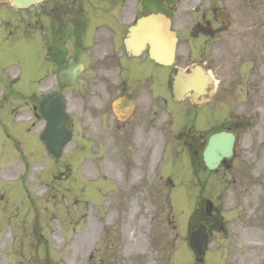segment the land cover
I'll use <instances>...</instances> for the list:
<instances>
[{
  "label": "rangeland",
  "instance_id": "rangeland-1",
  "mask_svg": "<svg viewBox=\"0 0 264 264\" xmlns=\"http://www.w3.org/2000/svg\"><path fill=\"white\" fill-rule=\"evenodd\" d=\"M198 2L182 0V16L195 18ZM261 20L260 39L251 42L256 66L254 54L237 43L235 59L215 74L214 98L226 99L216 115L221 124L234 122L237 143L227 166L212 174L203 170L199 183L187 112L166 116L164 157H152L142 181L127 173V156L107 138L102 148L82 140L97 137L82 135L79 108L72 112V142L53 159L41 139L45 123L32 120V108L26 105L16 118L32 94L39 102L51 93L27 83L45 77L44 56L26 39L0 42V75L22 83L0 94V264H264V0ZM198 200L215 207L202 262L189 247ZM86 231L88 238L74 243Z\"/></svg>",
  "mask_w": 264,
  "mask_h": 264
},
{
  "label": "flooded vegetation",
  "instance_id": "flooded-vegetation-1",
  "mask_svg": "<svg viewBox=\"0 0 264 264\" xmlns=\"http://www.w3.org/2000/svg\"><path fill=\"white\" fill-rule=\"evenodd\" d=\"M261 7L262 0H210L206 5L196 3L197 16L188 20L182 16V0H49L25 10L0 0V42L26 39L35 45L47 69L38 82L40 88L62 90L68 111L79 108L85 117L82 135L97 137L90 142L101 148L100 141L105 143L107 138L113 150L127 156L125 168L134 179L142 181L152 157L165 153L170 102L175 114L189 113L188 150L199 183L209 138L223 131L216 107L226 99L213 98L212 86L202 90L198 105L192 93L177 100L170 77L178 70L189 73L198 67L216 78L217 70L235 59L237 43L249 57L254 54L256 66L258 53L251 42L261 36ZM150 15H165L177 38L175 61L169 67L151 59L149 31L139 33L136 28L140 19ZM63 69L71 70V76L61 84L58 74ZM27 83L37 86L33 78ZM20 84L0 75V90ZM125 97H129L128 113L120 120L113 107ZM30 106L37 119L33 97ZM207 213L197 210L199 216ZM144 237L140 236L141 243L146 242Z\"/></svg>",
  "mask_w": 264,
  "mask_h": 264
},
{
  "label": "water",
  "instance_id": "water-1",
  "mask_svg": "<svg viewBox=\"0 0 264 264\" xmlns=\"http://www.w3.org/2000/svg\"><path fill=\"white\" fill-rule=\"evenodd\" d=\"M45 0H10L11 5L16 8H27L30 5L38 4ZM141 27L150 30L151 43L155 49L152 58L160 64L169 65L175 56V40L173 34L169 31V24L163 18L151 17L142 20ZM61 79H65V71L60 74ZM174 93L179 97L180 93L187 91H196L204 82V79L196 75H185L179 72L173 77ZM196 99V95L194 96ZM42 116L47 121L45 130L46 147L49 154L59 158L63 147L71 140V132L68 130L69 116L66 113L65 103L60 92L54 93L46 98L41 106ZM226 130L231 129V124L225 125ZM235 137L229 133L214 135L204 152V160L209 170H216L221 160L229 159L233 156ZM210 211L213 210V204L207 202ZM209 245V234L205 226H200L199 230L193 235L191 240V250L197 260L202 261L205 258Z\"/></svg>",
  "mask_w": 264,
  "mask_h": 264
},
{
  "label": "bare ground",
  "instance_id": "bare-ground-1",
  "mask_svg": "<svg viewBox=\"0 0 264 264\" xmlns=\"http://www.w3.org/2000/svg\"><path fill=\"white\" fill-rule=\"evenodd\" d=\"M15 170H16V167L7 168V169H5V171H3V173L8 175V174L14 172ZM121 232H123V233H127L128 232V230L126 229L125 225L122 227ZM89 234H91L90 231H88V232L86 231L83 234H79L76 237L74 243H78V244L83 243L84 239H87ZM54 236H55L56 239L59 238L58 237L59 236L58 233H55ZM6 239H7V237H6ZM6 239L4 240V243H5Z\"/></svg>",
  "mask_w": 264,
  "mask_h": 264
}]
</instances>
